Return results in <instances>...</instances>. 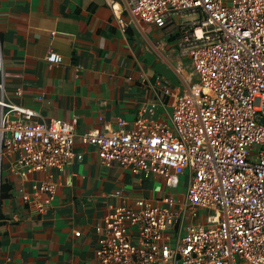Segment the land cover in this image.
<instances>
[{
  "label": "built area",
  "instance_id": "1",
  "mask_svg": "<svg viewBox=\"0 0 264 264\" xmlns=\"http://www.w3.org/2000/svg\"><path fill=\"white\" fill-rule=\"evenodd\" d=\"M109 6L121 27L176 22L177 46L190 66L176 65L181 89L156 77L168 98L159 100L164 115L156 116L152 104L133 122L118 118L115 129L107 124L85 134H77L76 121L42 120L37 109L7 98L0 47V159L18 152L22 175L49 172L35 185L40 212L58 188L52 170L83 158L74 150L77 140L95 146L106 166L118 163L162 182L159 200L110 206L97 226L104 233L95 264H264V0H109ZM46 61L64 58L49 50ZM181 182L182 193H174Z\"/></svg>",
  "mask_w": 264,
  "mask_h": 264
},
{
  "label": "crops",
  "instance_id": "2",
  "mask_svg": "<svg viewBox=\"0 0 264 264\" xmlns=\"http://www.w3.org/2000/svg\"><path fill=\"white\" fill-rule=\"evenodd\" d=\"M178 31L121 27L109 0H0L7 98L37 109L42 120L76 121L77 134L107 124L115 129L118 118L133 122L152 104L162 116L159 100L168 98L156 77L181 89L176 65L190 66L188 58L184 62L172 53ZM49 50L64 61L47 62ZM74 150L83 158L52 170L58 188L44 212L34 192L49 172L22 175L18 152L0 159V264H95L104 233L97 226L110 206L159 200L166 191L163 184L150 189L156 180L161 183L157 178L143 180L118 163L102 164L95 146L77 140Z\"/></svg>",
  "mask_w": 264,
  "mask_h": 264
},
{
  "label": "rangeland",
  "instance_id": "3",
  "mask_svg": "<svg viewBox=\"0 0 264 264\" xmlns=\"http://www.w3.org/2000/svg\"><path fill=\"white\" fill-rule=\"evenodd\" d=\"M193 17L192 16H190V17H188V18H186V20H190V19H192ZM170 22H172V25L171 26H169V28H171L174 32H177L179 29H178V26H177V24H176V22L175 21H170ZM172 53H173V55L176 57V58H181L184 62L185 61H187V58L186 57H182L181 56V54H180V51H179V49L175 46V50L174 51H172ZM176 78L174 77V80H175ZM188 80H189V82L191 83V84H193V83H195V81H196V78L194 77H191V78H188ZM165 112H163L162 114H164ZM152 180H154V179H152ZM161 184H162V182L161 183H159L157 180L152 184V187H150V189H155V188H153V186L154 187H160L161 186ZM164 187V186H163ZM180 189V190H179ZM182 191H183V185H182V182H181V184H180V186H179V188L178 189H173V192L174 193H182ZM214 215H216V213H214Z\"/></svg>",
  "mask_w": 264,
  "mask_h": 264
},
{
  "label": "trees",
  "instance_id": "4",
  "mask_svg": "<svg viewBox=\"0 0 264 264\" xmlns=\"http://www.w3.org/2000/svg\"><path fill=\"white\" fill-rule=\"evenodd\" d=\"M168 22H169V23H168ZM168 22H167L168 24H166L165 26H163V28H169V26L172 25V22H170V21H168ZM178 32H179V31H178ZM178 36L180 37V32H179V33H176L174 37L177 38Z\"/></svg>",
  "mask_w": 264,
  "mask_h": 264
}]
</instances>
